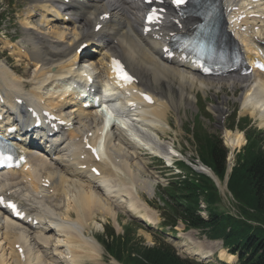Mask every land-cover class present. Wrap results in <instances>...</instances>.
<instances>
[{
    "label": "bare ground",
    "instance_id": "obj_1",
    "mask_svg": "<svg viewBox=\"0 0 264 264\" xmlns=\"http://www.w3.org/2000/svg\"><path fill=\"white\" fill-rule=\"evenodd\" d=\"M105 1H86L87 5L84 8L79 0H69L68 5L63 3L64 0H34L29 5V9L31 7L33 9L28 13L38 8L42 11L40 14L42 20H45V15L49 13L54 14L50 15L53 16V20L64 19V15L68 13L72 14L73 19L76 7L77 15L72 33L75 34L70 35V38H64L65 35L57 33V36L54 33L51 39H45V36L28 33L26 42L30 49L26 50L24 56L35 71L27 82H22L15 72L0 63V94L3 95L5 104L0 108V114L6 115L9 110H14L11 101L22 100L31 105L43 106L52 112L56 111L58 116L66 118L71 123L77 121L79 127L70 134V143L74 144H69L67 149H63V145L61 151L50 158L51 162L45 160L36 162L30 159L29 172L22 175L19 172V176L17 174L0 176V195L9 194L14 197L28 214L36 216L40 223L39 227L31 229L25 224L10 220L7 214L0 211V264H57L58 262L54 260H60L62 264L96 262L100 256V246L93 236L85 234L90 232L91 228L97 229V219L104 220L109 216L115 222L116 208L138 219H146L147 224L153 226L155 223L151 219L150 211L139 197L140 183L144 184H141V187L146 186V191L150 195L153 194V185L137 180L138 178L130 173L128 159L124 160L120 155L116 156L119 157L117 161V158L112 156L111 149L112 153L116 151L118 154L125 153V157L132 158L133 166L139 167L140 162L135 161L138 157L132 152L135 145H131L129 141L131 148H127L126 140L121 133L117 131L115 133L114 128L110 130V124L115 120L120 126L119 130L124 129L127 139L137 141L139 146L144 145L151 154L163 158L169 164L172 162L169 153L172 148H169L170 144L168 147L161 144L157 135V132L165 134L163 128L167 126L163 118L168 108L176 111L178 110L176 106L179 105L192 106L195 101L194 91L204 92L209 86H213V83H208L209 79H201L183 66L162 63L158 57L159 51L153 43L144 41L136 31L137 10L129 6L125 0ZM227 2L234 4L238 0ZM103 14H109L112 27L106 28L108 32L106 37L102 35L103 43L106 44L102 48V44H98V49L101 48L103 53L100 62L105 66L104 69H107L109 59H121L137 78V88L152 96L154 100L152 106L139 103L136 111L128 109L122 93L112 87L109 88L111 78H108L107 83L104 82L105 79L100 77L97 69L91 71L96 74L97 87L100 85V88L109 90L105 99L112 98L116 102L106 103L107 105L96 113H86L77 108V99L74 109L73 101L76 94H71L69 100L65 99L67 90L61 81L80 80V76L77 74L76 77L74 71L76 59H73L71 54L76 48L72 49V46L78 41H89L96 36L93 34V24ZM253 14L264 17V8H257ZM24 15L27 16V11ZM251 22L253 26L259 28L252 37L264 41V20L253 19ZM24 24L26 29H31L27 20ZM191 25V19L184 22L185 28ZM253 26L247 30H253ZM40 36L42 39L38 41ZM256 39L251 41L255 45H261ZM62 40L66 41L67 45H62L60 42ZM105 40H110L111 44ZM244 45L249 47L247 41ZM91 53L93 54V50ZM53 67H56L57 72L50 71ZM78 72L83 74L87 71ZM220 81L227 83V87L232 91L239 88L243 92L242 98L238 99L240 112L250 116L257 115L260 124L264 126V78L254 75L243 79ZM235 81L236 86L233 84ZM28 87L30 90L26 91ZM90 100L91 98L86 99L85 102ZM220 103L210 108L217 117L225 110L224 105ZM65 111H68L67 117ZM87 122H90V125ZM88 133L92 135L91 143L100 141V148L104 143L103 165H96L99 177L89 173V169L93 168L90 164L92 161L88 158L81 161V157H84L83 148L78 142L75 143ZM224 139L231 151L235 147H240L244 141L241 133L226 130ZM82 166H86L87 169L82 170ZM45 182L49 183L48 188L43 187ZM188 241L190 246L188 244L182 246L200 259H207L212 252L218 251L219 260L227 264H234L236 261L234 255L219 249L220 243L206 242L209 249L204 251L202 244L197 243L192 237ZM15 247L23 251V259L16 254Z\"/></svg>",
    "mask_w": 264,
    "mask_h": 264
},
{
    "label": "rangeland",
    "instance_id": "obj_2",
    "mask_svg": "<svg viewBox=\"0 0 264 264\" xmlns=\"http://www.w3.org/2000/svg\"><path fill=\"white\" fill-rule=\"evenodd\" d=\"M33 0H0V13L4 14V20L2 27L0 29V63L4 64L10 71L16 73L18 77L21 78L22 82H26L33 71L27 60L17 61L16 57L13 55L12 51H9L7 48L8 43L13 41L17 37H23L24 33V25L23 21L25 20V12L28 11L29 5ZM24 15V16H23ZM2 16V15H1ZM22 16V17H21ZM31 27L37 29V31H42L43 35L46 37H52V30L64 31L66 34L70 32L71 28L61 27V26H45L41 24L39 18L29 19L28 20ZM137 23L139 20H136ZM137 27V24H136ZM36 31V30H35ZM23 46L26 47L25 43H22ZM100 59V58H99ZM100 61V60H99ZM99 74H103L105 72L104 66L100 62L95 68ZM259 78H264V76H259ZM215 82V81H214ZM208 83H213L212 81H208ZM231 84V83H230ZM236 86L237 82H233ZM219 86V87H218ZM222 86V87H221ZM217 87V88H216ZM29 91V87L26 89ZM195 101L192 103V106L183 105L177 107L178 110L172 111L171 108H168L166 116L163 118V122H166L165 134H161L157 132L158 138L161 144L166 145V147H171L174 149L176 153H178L181 158H177L173 160V164L176 165L177 162L183 161L186 164L190 163L191 160L198 159V152L200 146L197 144L195 138L203 135H210L216 137L221 141L222 147L225 149L226 153H230V146L225 141L224 131L225 129H230L232 133H243L244 141H242L240 147L233 148L232 155L236 156L238 153H242L241 149L246 144V139L244 136V130L240 131V128L249 129L250 132L254 133V137L257 139H261V149L264 152V126L260 124V119L258 116H250L245 113L242 114L240 112L241 106L238 103V99L242 98L243 92L236 88L234 91L227 87V83L218 82L213 83V86H209L208 90L202 91H194ZM193 95V97H194ZM226 101V106H225ZM222 102V103H220ZM224 105L225 110L220 117L214 114L213 109H210L212 106ZM88 123V122H87ZM90 125V122L88 123ZM117 132H119V128H117ZM224 129V130H223ZM227 131V130H226ZM230 132V131H229ZM126 140L125 146L127 148H131V145H135L133 147L132 152L138 157L135 161L140 162L138 165H134L132 163V158L125 157V153L118 154V151L111 154L113 157L120 156L129 162V171L133 176L137 177L139 181L148 182L153 185L154 194H149L146 191V186H142L140 183L141 191L139 192V197L143 204H145L151 211L154 212V219L156 222V227L158 231L161 232L162 228L159 227V223L163 222L162 212L159 208H163L165 202L170 203V198L162 191L167 189L169 186V182L173 178L174 175H179L180 172L176 170V166H173V169L165 168V165L156 160V156L151 154L149 150L144 147V145H140L133 141L131 138H124ZM131 141V145L129 144ZM144 150H143V148ZM124 156V157H123ZM241 156V155H240ZM117 161L119 157H116ZM234 158L230 159L229 166L234 165ZM239 158V154L237 159ZM229 160V158H228ZM138 167V168H137ZM144 185V184H143ZM138 186V185H137ZM220 187V196L219 200V210L227 212L232 216H239V209L236 207L235 201L224 189L223 184L219 185ZM161 191V192H160ZM159 192V193H158ZM120 210V211H119ZM116 214V225L112 218L109 216L105 217L104 220L97 219V229H90L88 233L85 235L93 236L94 238H102L107 235V232L104 233L105 227H113L115 233L119 235H123V230L128 229L130 233L134 236V244H140L142 247L152 248L155 247L156 242L154 240V233L146 230L145 227L134 218H132L127 212L121 209H114ZM124 211V212H122ZM162 217V218H161ZM101 225L98 226V225ZM178 230V231H177ZM167 231V230H166ZM168 232V231H167ZM176 233L187 235V233L183 232V229H176ZM196 238L202 239L198 236L197 232H194ZM192 237V236H191ZM193 238V237H192ZM109 241L111 238H108ZM181 239V240H180ZM179 240H171V237L168 233H166L165 242L169 241L171 246L178 249L181 243H186L182 238ZM197 243H200L195 238H193ZM168 243V242H167ZM206 244V242H203ZM187 244V243H186ZM101 247V246H100ZM101 251L99 253V258L96 262L85 261L82 264H118L105 252L104 248H100ZM177 254L182 258L192 259L191 256H187L184 254V251L181 249L177 250ZM58 262L57 264H62L60 260H54ZM219 263L217 255L213 256L210 260V264Z\"/></svg>",
    "mask_w": 264,
    "mask_h": 264
},
{
    "label": "trees",
    "instance_id": "obj_3",
    "mask_svg": "<svg viewBox=\"0 0 264 264\" xmlns=\"http://www.w3.org/2000/svg\"><path fill=\"white\" fill-rule=\"evenodd\" d=\"M245 137L246 147L228 182L240 218L225 216L218 210V191L208 178L187 173L180 185H171L167 195L175 204H167L165 216L173 225L177 219H182L187 228L204 230L209 238L223 240L230 252L242 253L238 264H264V152L261 139L255 138L254 133L246 131ZM196 141L200 146L199 160L223 177L226 151L221 141L210 135L198 136ZM181 167L185 168L182 164ZM200 200L207 206L208 222L201 221L195 214ZM110 235V241L102 239L101 243L108 254L122 264H193L181 260L167 245L158 243L147 248L134 244L130 232L124 237Z\"/></svg>",
    "mask_w": 264,
    "mask_h": 264
},
{
    "label": "snow or ice",
    "instance_id": "obj_4",
    "mask_svg": "<svg viewBox=\"0 0 264 264\" xmlns=\"http://www.w3.org/2000/svg\"><path fill=\"white\" fill-rule=\"evenodd\" d=\"M186 2V0H175V3L177 4V5H181V4H183V3H185ZM124 78L125 79H130V77H127L126 75L124 76ZM14 207V206H13Z\"/></svg>",
    "mask_w": 264,
    "mask_h": 264
}]
</instances>
